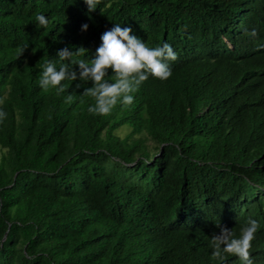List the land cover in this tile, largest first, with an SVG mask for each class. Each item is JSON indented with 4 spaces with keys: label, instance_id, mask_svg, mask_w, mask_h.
<instances>
[{
    "label": "trees",
    "instance_id": "16d2710c",
    "mask_svg": "<svg viewBox=\"0 0 264 264\" xmlns=\"http://www.w3.org/2000/svg\"><path fill=\"white\" fill-rule=\"evenodd\" d=\"M115 23L169 42L172 76L107 115L88 111L91 82L40 87L57 50L91 60ZM261 45L264 0H0V264H216L212 237L250 217L264 264Z\"/></svg>",
    "mask_w": 264,
    "mask_h": 264
},
{
    "label": "clouds",
    "instance_id": "9594fccd",
    "mask_svg": "<svg viewBox=\"0 0 264 264\" xmlns=\"http://www.w3.org/2000/svg\"><path fill=\"white\" fill-rule=\"evenodd\" d=\"M84 2L89 11L97 9V0ZM35 19L40 26L49 24L44 13L37 14ZM88 27L87 23L82 24L81 31H87ZM251 35H257L255 29ZM27 48L28 45L21 47L18 55ZM87 52L89 49L83 46L75 50L69 47L57 50L58 59H48L43 63L39 85L44 90L54 88L57 94H63L68 87L65 81L91 82L90 87L83 89L84 94L95 98V104L90 105L88 111L102 115L111 113L118 103L131 105L134 93L150 76L162 81L169 79L173 74L170 62L178 59V53L169 42L151 47L144 39L133 34L130 26L122 27L120 23L113 24L100 35V43L92 53L91 60L83 58ZM110 75H114L115 79H110ZM75 87L80 89L81 84L76 83ZM66 99L71 101L72 94L69 93ZM2 104L3 99L0 98ZM7 115V111L0 106V123ZM261 227L260 220L251 217L238 236L232 229L220 226V231L211 240V256L216 264H227L229 255L237 257L240 264H253L252 242Z\"/></svg>",
    "mask_w": 264,
    "mask_h": 264
},
{
    "label": "rangeland",
    "instance_id": "374dc122",
    "mask_svg": "<svg viewBox=\"0 0 264 264\" xmlns=\"http://www.w3.org/2000/svg\"><path fill=\"white\" fill-rule=\"evenodd\" d=\"M117 133L119 134V136L124 137L128 133V129H119ZM1 154L2 152L0 151V157H1Z\"/></svg>",
    "mask_w": 264,
    "mask_h": 264
}]
</instances>
